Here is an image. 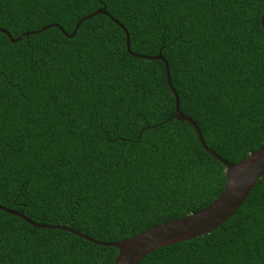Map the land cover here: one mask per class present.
Instances as JSON below:
<instances>
[{"label": "trees", "instance_id": "trees-1", "mask_svg": "<svg viewBox=\"0 0 264 264\" xmlns=\"http://www.w3.org/2000/svg\"><path fill=\"white\" fill-rule=\"evenodd\" d=\"M98 9L108 14H97ZM264 0H0V206L116 243L194 214L264 144ZM81 21V22H80ZM80 22L75 34L70 35ZM45 27H48L44 29ZM44 29L43 31H40ZM117 249L0 209V264H113ZM140 264H264V174L208 234Z\"/></svg>", "mask_w": 264, "mask_h": 264}, {"label": "water", "instance_id": "water-1", "mask_svg": "<svg viewBox=\"0 0 264 264\" xmlns=\"http://www.w3.org/2000/svg\"><path fill=\"white\" fill-rule=\"evenodd\" d=\"M97 14H104L108 16L104 9H98L96 12L88 16V18L96 16ZM109 18L123 29L126 37V50L129 54L142 59L161 60L164 62L166 82L175 99V111L173 118L189 123L194 129L196 137L203 150L223 165L225 168V182L222 191L218 197L207 207L194 214L156 225L130 238L123 239L116 243L107 244L97 242L69 227L38 224L14 210L6 209L1 206L0 209L6 213L21 218L35 228L62 230L73 233L76 236L96 245L116 248L118 253L113 264H140L148 254L158 249L208 234L222 225L230 216H232L264 174V144L256 151L250 153L245 159L236 164H230L224 161L220 156L211 151L206 146L197 125L189 117L183 115L180 112L178 96L170 82L168 66L163 57L160 54L155 57L139 56L133 54L130 51L129 35L127 31L112 17L109 16ZM80 22L77 23L74 31L70 35H67L57 24H52L49 27H56L67 37L71 38L75 34ZM260 25L264 29V9L260 18ZM46 28L48 27H45L44 29ZM44 29L40 31H43ZM0 32L7 35L12 43H16L21 39L35 33L26 32L18 38L13 39L5 30L0 29Z\"/></svg>", "mask_w": 264, "mask_h": 264}]
</instances>
